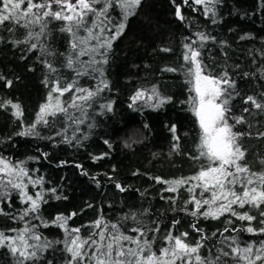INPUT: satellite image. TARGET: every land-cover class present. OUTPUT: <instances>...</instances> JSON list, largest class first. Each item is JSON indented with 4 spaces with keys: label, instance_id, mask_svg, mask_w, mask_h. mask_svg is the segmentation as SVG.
<instances>
[{
    "label": "trees",
    "instance_id": "1",
    "mask_svg": "<svg viewBox=\"0 0 264 264\" xmlns=\"http://www.w3.org/2000/svg\"><path fill=\"white\" fill-rule=\"evenodd\" d=\"M177 4L181 6L183 20L175 15ZM215 13L216 22L213 23L211 14L205 16L204 5H196L192 0L187 5L183 0H175V3L173 0H141L135 14L123 21V33L112 43L108 63L103 65L109 87L88 109V117L79 125V131L74 133L76 126L71 125L63 135H56L65 127L63 117L56 120L49 117L47 126L37 125L39 136L17 134L36 121L53 80L59 78L66 84L75 78L66 67L71 37L60 30L63 22L49 18L46 35L40 41L43 51L39 45L29 50L35 40L16 43L26 38L25 28L10 25L13 31L9 32L0 26V77H3L0 79V102L18 104L22 113L17 118L10 106L0 108V159L12 164L23 162L32 179L42 178V185L35 188L28 185L27 191L33 196L43 191L47 201L41 203L38 213L48 223L45 227L41 220L32 216L19 219L27 205L20 202L16 190L9 188L10 197L0 199V210L6 213L0 215V232L14 236L16 233L11 229L24 228L27 222L29 226L35 225L34 230L42 241L51 245L27 264H68L66 233L52 223L58 215L71 216L68 228H80L82 237L93 231L92 223L100 218L109 224L118 223L129 235H135L128 231L132 227L147 224L154 228L158 224L159 232L149 233L157 237L153 246L157 252L169 231L173 235L187 232V242L193 245L203 235L200 254L205 258L219 255V264H236L231 256L225 257L217 251H230L225 246L226 237H236L241 247L249 243L258 246L259 241L264 240V235H252L243 230L248 226L247 221L229 214L217 220L188 215L182 209L189 193L184 188L176 193L167 192L168 185L154 179L189 177L206 164V161L190 159L198 154L199 129L186 103L189 85L183 74L184 45L196 40L197 33L209 37L199 50L211 74L226 71L235 81L238 95L231 101L232 113L245 117V121L236 124L230 120V123L235 125L234 131L244 133L240 143L246 150L249 167L253 171H264V163H261L264 137L258 135L264 132V112L244 103L250 95L264 100L261 95L264 93L261 74L264 72V0H219ZM109 15L112 21L121 22L118 8L110 9ZM33 31H39V27ZM241 36L248 38L241 40ZM194 47H199V42ZM46 61L53 64L56 73L49 72ZM166 68L177 71H164ZM7 81L12 82L10 87ZM97 82L87 76L79 78L83 87L94 88ZM153 86L161 96L171 98L170 101L159 108L149 107L143 100L129 107L130 98L138 89L150 90ZM70 97L71 93H67L62 99L67 101ZM108 102L112 103L111 112L100 108V103ZM245 108H250V112H244ZM173 125L180 138L178 152L172 151L174 141L170 128ZM74 135L71 143L65 142L64 136L72 138ZM126 143L130 146L126 147ZM100 156L103 158L93 159ZM117 183L125 189L123 192L116 188ZM57 195L61 199H56ZM192 207L188 205L189 209ZM237 211H248L256 216L252 227H264L260 223L264 217L257 209L246 205ZM132 213L136 214L139 224L130 218ZM174 221L179 223L173 227ZM193 224L202 231H195ZM225 228L229 231L224 232ZM0 264H17V258L8 248H0Z\"/></svg>",
    "mask_w": 264,
    "mask_h": 264
},
{
    "label": "snow or ice",
    "instance_id": "2",
    "mask_svg": "<svg viewBox=\"0 0 264 264\" xmlns=\"http://www.w3.org/2000/svg\"><path fill=\"white\" fill-rule=\"evenodd\" d=\"M192 2L196 5H204L205 16L211 14L212 22H216L215 6L219 0H192ZM183 3L187 5L189 0H183ZM140 5L141 0H0V26L5 27L9 32L13 31L10 25L25 28L26 38L16 43L35 40V43L29 45V50L36 49L38 45L42 51L44 50V45L40 41L41 37L46 35L49 18L62 21L60 30L71 37V53L67 58L66 67L75 74V78L66 84H62L57 78L50 86L46 81V86L50 87L46 103L40 106L36 121L17 133L18 135L39 136L37 125L47 126L49 117L53 120L63 117L65 122L63 132H57L56 135H63L71 125L76 126L74 133L79 131V125L88 117V109L98 102L97 98L109 87L104 78L103 65L108 63V53L112 43L123 33L125 28L123 21L134 15ZM115 8L121 13L119 23L112 21L109 15V10ZM175 15L179 20L184 19L181 6L178 4ZM37 26L39 31H33ZM196 37V40L184 45L183 74L185 82L189 85V97L186 103L199 129L196 145L198 154L190 156V159L206 161V164H202L197 172L189 177L173 180H163L160 177L154 179L157 183L168 185L165 188L167 192L176 193L184 188L189 193V198L182 209L188 215L217 220L229 214L237 220L248 222L244 231L252 235H264V227L256 229L251 226L256 216L250 215L248 211H237V208L244 209L248 205L257 209L259 215L264 217V171H253L249 167L246 162V150L240 143V137L244 133L234 131L235 125L230 123V120H234L236 124L245 121V117L232 113L231 101L238 95L235 92V81L226 71L218 75L211 74L207 65L201 60L199 50L209 37L204 33H197ZM246 38L248 37H240L241 40ZM197 42L199 47H194ZM162 51H170V49H162ZM82 57L87 59L83 60ZM45 67L50 73L57 72L49 61L45 62ZM164 71L175 72L177 69L166 68ZM261 74L264 76V72ZM84 76L97 79L96 86L94 88L81 86L79 78ZM11 84V81L6 82L9 87ZM67 93H71V97L66 101L62 98ZM261 95L264 96V93ZM130 99L132 101L129 104L130 108L141 100L149 107L159 108L171 98L161 96L153 86L150 90L138 89ZM153 101L154 103H150ZM244 103L259 112H264V100L250 95L244 99ZM8 106L13 109V115L17 118L22 115L18 104L11 101L0 102V108ZM100 108L111 112L112 103H100ZM250 110L245 108L243 111L250 112ZM91 127L92 125H89V128ZM170 131L174 141L172 151L178 152L180 138L176 134V126L173 125ZM258 135L264 137V132ZM74 138L75 135L72 138L64 136L67 143H71ZM105 143L107 144L108 141ZM125 146L130 145L126 143ZM102 158L103 156L93 159ZM261 163H264V160ZM77 167L81 166L77 165ZM0 176L4 177L0 179V199L10 197L9 188L16 190L20 202L27 205L19 219L24 220L25 217L32 216L41 220V223L47 227L48 223L38 214L41 203L47 202L43 191H37L34 196L27 191L28 185L35 188L43 184V179H32L23 162L12 164L5 159H0ZM116 188L121 192L125 190L119 183L116 184ZM51 191L54 193L55 189ZM56 199L61 197L57 195ZM189 204L193 205L191 209L188 208ZM4 214L6 213L0 210V215ZM75 215L76 213H72V216ZM130 218L140 223L135 213H132ZM69 219L71 216L58 215L52 221L66 233L65 250L70 256L68 264H219L220 261L219 255L215 258L211 256L205 258L200 254L204 246L203 235L193 245L187 242L189 235L187 232L173 235L169 231L163 238L164 245L157 252L153 248L157 237L150 236L149 233L159 232L158 224L154 228H149L147 224L132 227L128 231L135 235H129L121 230L118 223L109 224L100 218L92 223L93 231L87 237H82L80 228H68ZM177 223L179 221H174L173 227ZM260 223L264 224V219H261ZM35 227V225L29 226L26 222L24 228L11 229L16 233L14 236L0 232V248H8L17 258V264H27L37 259L40 252L51 246L49 242L42 241L41 236L35 232ZM192 227L197 232L202 231L195 224ZM227 231L229 229L225 228L224 232ZM232 231H240V229H232ZM220 234L223 235V232ZM225 241H227L225 246L230 248V251L222 249L217 251L225 257L231 256L236 264H257V262L264 264V240H260L258 246L249 243L244 247L237 243L236 237H226Z\"/></svg>",
    "mask_w": 264,
    "mask_h": 264
}]
</instances>
